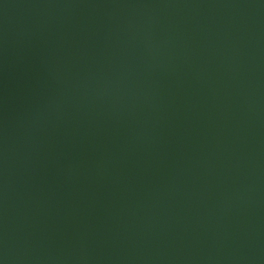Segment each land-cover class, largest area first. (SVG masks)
I'll return each instance as SVG.
<instances>
[{
	"label": "water",
	"instance_id": "95a60500",
	"mask_svg": "<svg viewBox=\"0 0 264 264\" xmlns=\"http://www.w3.org/2000/svg\"><path fill=\"white\" fill-rule=\"evenodd\" d=\"M0 264H264V0H0Z\"/></svg>",
	"mask_w": 264,
	"mask_h": 264
}]
</instances>
